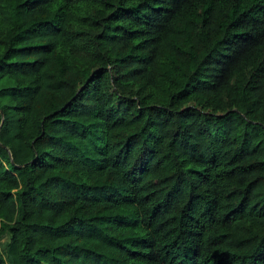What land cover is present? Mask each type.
<instances>
[{
  "label": "trees",
  "instance_id": "trees-1",
  "mask_svg": "<svg viewBox=\"0 0 264 264\" xmlns=\"http://www.w3.org/2000/svg\"><path fill=\"white\" fill-rule=\"evenodd\" d=\"M0 264H264V0H0Z\"/></svg>",
  "mask_w": 264,
  "mask_h": 264
},
{
  "label": "rangeland",
  "instance_id": "rangeland-1",
  "mask_svg": "<svg viewBox=\"0 0 264 264\" xmlns=\"http://www.w3.org/2000/svg\"><path fill=\"white\" fill-rule=\"evenodd\" d=\"M4 242H6L5 239L0 240V247H1L2 243H4Z\"/></svg>",
  "mask_w": 264,
  "mask_h": 264
}]
</instances>
